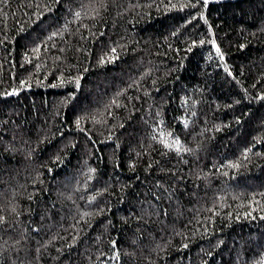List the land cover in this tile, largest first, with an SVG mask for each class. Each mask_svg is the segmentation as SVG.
I'll list each match as a JSON object with an SVG mask.
<instances>
[{"label":"trees","instance_id":"16d2710c","mask_svg":"<svg viewBox=\"0 0 264 264\" xmlns=\"http://www.w3.org/2000/svg\"><path fill=\"white\" fill-rule=\"evenodd\" d=\"M261 97L264 0H0V264H264Z\"/></svg>","mask_w":264,"mask_h":264},{"label":"snow or ice","instance_id":"6c2138e0","mask_svg":"<svg viewBox=\"0 0 264 264\" xmlns=\"http://www.w3.org/2000/svg\"><path fill=\"white\" fill-rule=\"evenodd\" d=\"M217 52L219 53V49L217 48ZM261 99H264V97H261ZM77 124H79V121H77ZM0 223H3L2 218H0Z\"/></svg>","mask_w":264,"mask_h":264}]
</instances>
